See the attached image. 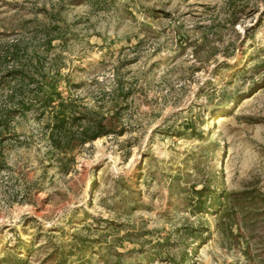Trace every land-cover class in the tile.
Returning <instances> with one entry per match:
<instances>
[{"label":"rangeland","instance_id":"374dc122","mask_svg":"<svg viewBox=\"0 0 264 264\" xmlns=\"http://www.w3.org/2000/svg\"><path fill=\"white\" fill-rule=\"evenodd\" d=\"M0 57V264H264V0H0Z\"/></svg>","mask_w":264,"mask_h":264},{"label":"trees","instance_id":"16d2710c","mask_svg":"<svg viewBox=\"0 0 264 264\" xmlns=\"http://www.w3.org/2000/svg\"><path fill=\"white\" fill-rule=\"evenodd\" d=\"M15 48L16 52L19 47L15 45ZM20 73L21 72L16 73L15 75L21 76ZM61 107L64 106L62 105ZM66 108L67 110L61 114L55 112L51 119V123L47 125L51 147L55 151L67 154L73 151L79 145L93 142L96 139L109 134L102 121L89 119H85L84 121L78 116V114L72 109L70 105H67ZM2 123V117L0 115V127L2 126ZM236 206L237 204L234 202V200L228 199L227 205L225 206L224 210H221L219 212V228L222 231V234H226V237H231L235 240H237L239 236H242L240 235L242 233L234 235L233 232V227L238 223V221L237 223H235L238 219V215L236 211H233V213H231L230 211L231 209L236 210ZM200 212L202 213V211ZM82 245L84 247H82V249L78 251L80 254L83 252L84 248H88L86 244ZM74 256H76V253L74 252L66 254V252L61 251V249H57L55 254L51 256V258L54 259L53 264H69L70 259ZM245 256L248 258L249 262L253 261L248 255ZM75 262L76 261H71L70 264H75ZM9 263L24 264V261L16 259L15 257Z\"/></svg>","mask_w":264,"mask_h":264}]
</instances>
